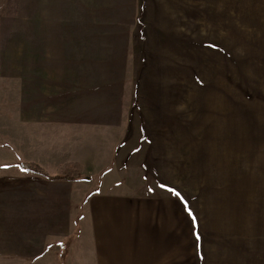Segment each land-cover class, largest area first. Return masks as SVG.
<instances>
[{
  "label": "rangeland",
  "instance_id": "374dc122",
  "mask_svg": "<svg viewBox=\"0 0 264 264\" xmlns=\"http://www.w3.org/2000/svg\"><path fill=\"white\" fill-rule=\"evenodd\" d=\"M65 110L131 140L74 203L17 166ZM96 192L130 198L87 215ZM139 209L165 264H264V0H0V264H97Z\"/></svg>",
  "mask_w": 264,
  "mask_h": 264
},
{
  "label": "crops",
  "instance_id": "0c3cea01",
  "mask_svg": "<svg viewBox=\"0 0 264 264\" xmlns=\"http://www.w3.org/2000/svg\"><path fill=\"white\" fill-rule=\"evenodd\" d=\"M113 120L111 114L107 116L103 113L102 117L90 118L84 115V113L65 110L63 113L53 115L52 118H44L41 121L35 122L32 145L33 149L37 151L40 160L28 162L36 163L50 172L57 166L66 163H78L82 166L81 178L76 183L47 182L38 179L46 182V186L52 191L51 193L43 192V196H55L54 192H57V190L66 189L69 191L70 197L63 200L74 203L76 194L72 191L83 179L82 176L87 174L88 171L90 172L91 169L92 174L103 173L114 163L115 154H118L122 150L123 152L129 151L131 146L129 141L131 140L130 138L128 140L125 138L129 136V130L127 129L124 133L122 130L118 131L119 125ZM139 136L141 139V133H139L138 139H136L137 144ZM127 158H129L128 155ZM47 162L49 165L45 164ZM46 167H50V169ZM106 180L109 179L103 177L102 182L106 183ZM124 198L128 200L130 198L129 193L114 197V194L96 192L88 199L87 208L89 213L87 215H105L109 211L106 210L108 209L106 207H110V200L123 201ZM41 200L43 201V199ZM138 200H145V198L143 197ZM53 207L56 206L49 205L48 208L53 209ZM90 207H92V211ZM97 208H99L98 213L94 211ZM141 212H144L146 217H150L147 219L150 224H139L136 229H129L127 223H121V225L117 224L108 229L105 244V259L102 260L98 256L97 264H165L163 261H166V257L173 258V261L178 263V255L175 252L178 250V247L172 244V242L169 243L170 247L168 250L169 253L174 251V254L158 255L154 249V244L151 249L146 248V240L147 238L149 239L150 235L153 236L155 241L163 245L164 238L170 242L173 234L169 233L167 235L163 228L160 229L158 223L153 224L149 211L144 209L143 211L140 210ZM190 224L189 232H192L193 225ZM184 227L187 230L188 225ZM98 232H101V230ZM175 238L172 240L177 244L178 240ZM95 246L97 247V244ZM156 257H163L164 259L157 261Z\"/></svg>",
  "mask_w": 264,
  "mask_h": 264
},
{
  "label": "trees",
  "instance_id": "16d2710c",
  "mask_svg": "<svg viewBox=\"0 0 264 264\" xmlns=\"http://www.w3.org/2000/svg\"><path fill=\"white\" fill-rule=\"evenodd\" d=\"M17 166L24 174L47 182L76 183L82 173V166L78 163L57 166L52 172L33 162H19Z\"/></svg>",
  "mask_w": 264,
  "mask_h": 264
},
{
  "label": "snow or ice",
  "instance_id": "6c2138e0",
  "mask_svg": "<svg viewBox=\"0 0 264 264\" xmlns=\"http://www.w3.org/2000/svg\"><path fill=\"white\" fill-rule=\"evenodd\" d=\"M177 195H179V193H177ZM193 219H195V218H193ZM196 239H197V241L200 239L198 234L196 235Z\"/></svg>",
  "mask_w": 264,
  "mask_h": 264
}]
</instances>
